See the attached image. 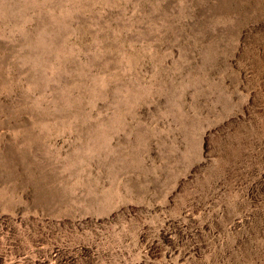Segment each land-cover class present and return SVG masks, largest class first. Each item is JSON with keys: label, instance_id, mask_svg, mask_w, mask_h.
I'll return each instance as SVG.
<instances>
[{"label": "rangeland", "instance_id": "374dc122", "mask_svg": "<svg viewBox=\"0 0 264 264\" xmlns=\"http://www.w3.org/2000/svg\"><path fill=\"white\" fill-rule=\"evenodd\" d=\"M0 264H264V0H0Z\"/></svg>", "mask_w": 264, "mask_h": 264}]
</instances>
